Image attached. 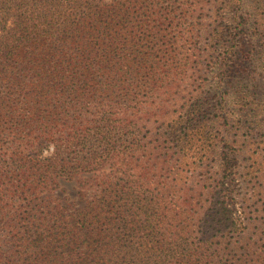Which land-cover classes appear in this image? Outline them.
<instances>
[{"label": "trees", "instance_id": "16d2710c", "mask_svg": "<svg viewBox=\"0 0 264 264\" xmlns=\"http://www.w3.org/2000/svg\"><path fill=\"white\" fill-rule=\"evenodd\" d=\"M207 3L0 0V264H264V225L232 214L235 147L196 173L202 103L160 97L205 57L221 106L234 80L239 106L259 105L260 73L246 64L264 68V0L251 4L255 52L237 42L244 0H212L205 40L176 51L175 32ZM246 169L244 201L264 200V163ZM63 182L81 205L53 197Z\"/></svg>", "mask_w": 264, "mask_h": 264}, {"label": "rangeland", "instance_id": "374dc122", "mask_svg": "<svg viewBox=\"0 0 264 264\" xmlns=\"http://www.w3.org/2000/svg\"><path fill=\"white\" fill-rule=\"evenodd\" d=\"M207 1L211 3L212 0ZM253 1L254 0H244L245 11H249V13L245 14L247 17L243 22L242 37L237 41L239 44L245 43V49H248L249 52H255L260 49L261 45L254 31L256 15H251V8H253L251 4H253ZM209 3L205 5V8L202 10L203 12L197 10L194 17H189L185 22L183 21V25L175 32V34H178V37L180 36L178 38L180 39V47L177 48L176 51L180 52L184 50L182 47L183 45L191 46V39L193 40V44L195 43L196 45H199L197 41L202 42L205 40L207 30L212 26V20L210 18L211 6L208 5ZM221 14V20L226 28H229L228 31L235 33V23L231 22L233 11L228 9L221 10ZM191 22H193L192 25H190ZM190 26H194V31L192 32L193 38H190ZM201 34L202 36L198 37V35ZM220 50L221 47H218L217 51ZM262 62L263 59L261 58L260 61L253 59L246 64L247 70L252 68L260 73V75H257L259 79L256 78L258 80L259 90L261 91L259 96L256 97L259 100L257 102L259 103L258 106H239L237 101L238 96H236L235 92V87L237 85L236 80H234L235 83L232 81L231 87L226 86L225 100H222L221 103L223 106H221L218 98L220 96L216 94L218 92L216 82L211 76L210 68L205 65V57L202 59V65L199 66L200 70L197 75L187 80H179V88L175 86L172 87L173 96H160L163 99L171 97L178 100L180 103L185 102L187 99L190 100L191 103L197 101L202 103V109L199 112H202L205 118L208 119V125L205 126V131L202 132V138L200 137L196 140L194 147H192L196 151L195 155L192 157L189 155L187 158L189 161L193 160L196 162V173L201 172V167L208 168V165L212 163L213 157L217 156L222 148H224V144L228 143L235 147V153L233 151V154H235L236 157L234 161L236 166L233 168L238 170V173L232 193V202H234L231 205L232 214L235 220L238 218V221H243L244 226L249 227V230H254V228L257 227L261 229L264 225V216L260 213V210L256 209L254 211L255 206H251L252 203L262 205L264 200L261 199L260 195H257L250 202L244 201V196H248L251 189H249L243 175L247 170L246 167L253 162L254 158L264 163V150L262 148V144L264 143L262 139L264 135L261 134L264 132V68ZM246 79L245 81H248V83L252 81L250 78ZM196 91H198V95H195ZM157 99H159V97H157ZM220 108L226 111L227 114H224ZM249 132H251V135ZM257 140H260V144ZM257 145L260 147L258 148ZM198 165H200V167H197ZM78 190L76 185L63 182L60 191L55 192L53 197L58 198L60 200L59 202L68 207H76L83 203L78 197ZM96 192L97 189L92 186H89L83 191L84 197H90ZM245 205L246 207L244 208ZM2 234L3 231L0 229V240L2 239ZM2 250H6L5 244L2 245Z\"/></svg>", "mask_w": 264, "mask_h": 264}]
</instances>
